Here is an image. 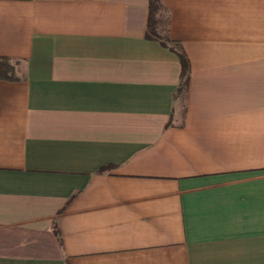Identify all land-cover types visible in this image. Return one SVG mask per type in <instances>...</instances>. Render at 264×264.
<instances>
[{"label":"crops","instance_id":"1","mask_svg":"<svg viewBox=\"0 0 264 264\" xmlns=\"http://www.w3.org/2000/svg\"><path fill=\"white\" fill-rule=\"evenodd\" d=\"M161 3L0 0V264H264V0Z\"/></svg>","mask_w":264,"mask_h":264},{"label":"trees","instance_id":"2","mask_svg":"<svg viewBox=\"0 0 264 264\" xmlns=\"http://www.w3.org/2000/svg\"><path fill=\"white\" fill-rule=\"evenodd\" d=\"M163 9L161 0H149V21H148V38L158 37L157 21L158 14ZM169 42L170 40L167 39ZM175 51V49H173ZM181 62V81L177 89V96L183 94L189 82L190 62L183 51H176ZM0 79L7 81H17V68L15 63L8 57H0Z\"/></svg>","mask_w":264,"mask_h":264},{"label":"rangeland","instance_id":"3","mask_svg":"<svg viewBox=\"0 0 264 264\" xmlns=\"http://www.w3.org/2000/svg\"><path fill=\"white\" fill-rule=\"evenodd\" d=\"M164 36V35H163Z\"/></svg>","mask_w":264,"mask_h":264}]
</instances>
